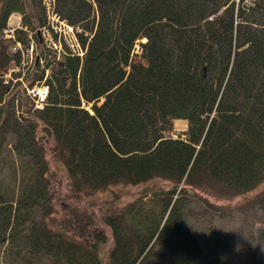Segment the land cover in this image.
Segmentation results:
<instances>
[{
    "label": "trees",
    "instance_id": "1",
    "mask_svg": "<svg viewBox=\"0 0 264 264\" xmlns=\"http://www.w3.org/2000/svg\"><path fill=\"white\" fill-rule=\"evenodd\" d=\"M53 1L82 56L40 44L44 0H0V153L12 139L14 184L0 183V245L19 264H228L232 239L221 236L223 251L201 244L191 195L264 181V0ZM12 14L21 27L3 39ZM30 36L43 66L5 83L10 66L24 68L14 44ZM36 84L48 89L41 109L26 95ZM174 121L183 134L169 133ZM47 150L75 197L142 187L123 207L83 222L73 213L53 230Z\"/></svg>",
    "mask_w": 264,
    "mask_h": 264
},
{
    "label": "rangeland",
    "instance_id": "2",
    "mask_svg": "<svg viewBox=\"0 0 264 264\" xmlns=\"http://www.w3.org/2000/svg\"><path fill=\"white\" fill-rule=\"evenodd\" d=\"M244 3L249 5L250 1L245 0ZM21 19L20 15L12 14L6 26L15 28L19 24V27H21ZM33 41L35 40L33 39ZM140 44L138 42L135 46L134 53L136 56L133 58V61L142 64L144 61L139 58L141 53ZM37 52L39 53V49ZM10 67L4 76V80H7L6 82L11 79L13 73L21 74L22 71L23 74H27L28 67L23 66V69L15 66ZM2 73H4V70L3 72L0 70V74ZM12 81L15 84L19 80L13 78ZM40 85L36 84V86L26 90V95L32 103L33 108H36L37 102L34 99L32 90ZM88 107L85 106L86 109ZM185 129L186 123L184 121H174L169 133L176 136L177 134H183ZM11 141L12 139L7 140L8 145L3 147V152L0 153V183L2 181L6 187L14 186L10 177V156L7 153L11 147L9 143ZM46 159L53 198V209L49 219V226L53 230L62 231L64 224H66L65 222L72 218L73 213L77 214L78 218L83 222L86 220V215H89L90 212L101 216L107 210L123 207L136 197V194L142 187L140 185H119L105 192L75 197L70 192L68 176L59 156L52 153V150H47ZM191 198L195 200L191 204L193 207L191 209L193 215L191 224L204 247L216 240L217 247L220 251H223L221 248L225 246L224 243L222 244L221 236L227 234L232 239L234 246L231 254L226 257L228 264H239L241 257L246 254L255 255L259 260L264 262V181L255 189L245 194H222L210 189L208 193L197 191L196 194H193V197L191 195ZM76 210H79V212ZM14 261V256L12 257L7 252V243L0 245V264H19L18 262L14 263Z\"/></svg>",
    "mask_w": 264,
    "mask_h": 264
},
{
    "label": "built area",
    "instance_id": "3",
    "mask_svg": "<svg viewBox=\"0 0 264 264\" xmlns=\"http://www.w3.org/2000/svg\"><path fill=\"white\" fill-rule=\"evenodd\" d=\"M44 5L46 8L47 23L44 27L37 31L40 44H42L47 50L56 51L58 54L61 53L63 43L68 47L71 54L82 56V52L79 49L75 41V32L77 31L73 27L69 26L64 20H62L54 11L53 0H44ZM16 28L6 26L3 30L2 38L3 39H13L14 31ZM30 42L26 47L17 42L14 44V50H20L23 58V66H31L34 62L39 61L41 64L44 63V57L39 55L38 47L39 45L33 41L32 36H30ZM139 42L144 43L145 40L141 39ZM48 71H46V74ZM5 81V80H4ZM7 81V80H6ZM5 81V83H7ZM33 96L37 102L36 108H42L43 102L48 93V89L45 85L37 86L32 90Z\"/></svg>",
    "mask_w": 264,
    "mask_h": 264
},
{
    "label": "crops",
    "instance_id": "4",
    "mask_svg": "<svg viewBox=\"0 0 264 264\" xmlns=\"http://www.w3.org/2000/svg\"><path fill=\"white\" fill-rule=\"evenodd\" d=\"M185 123V122H184Z\"/></svg>",
    "mask_w": 264,
    "mask_h": 264
}]
</instances>
